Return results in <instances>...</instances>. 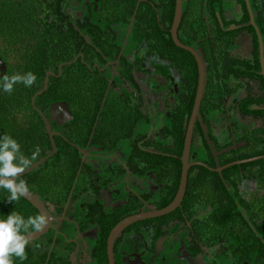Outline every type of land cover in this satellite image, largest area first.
<instances>
[{"label": "flooded vegetation", "instance_id": "obj_1", "mask_svg": "<svg viewBox=\"0 0 264 264\" xmlns=\"http://www.w3.org/2000/svg\"><path fill=\"white\" fill-rule=\"evenodd\" d=\"M134 1L131 14L114 29V37L109 38L116 44L119 59L103 54V60L99 59L96 51L105 38L96 40L90 36L91 47L85 48L84 60L79 53V61L61 65L60 71L75 64L72 72L79 82L95 85L104 79L106 89L99 108H93L88 116L80 104L72 114L67 103H57L67 105L68 115L57 110V118L49 121L52 140L54 143V137L59 136L61 145L70 144L76 149V173L68 189V180L60 183L68 194L59 205L51 202V189L46 183L44 206L54 220L43 236L29 242L27 259L21 262L13 258L14 264H109L107 242L113 229L129 218L162 211L177 194L184 139L193 110L192 107L188 114L191 75L187 55L194 62L195 59L174 45L171 27L169 34L174 48L167 50L159 43L168 20L163 7H156L155 0ZM94 3V9L88 11L92 18L98 10L96 0ZM248 3L256 25L253 12L257 1ZM259 4L264 8V0ZM187 5L189 28L183 35L178 28L177 37L181 44L198 51L199 56L201 53L205 61H202L203 97L208 99L213 92L211 97L217 100V105L206 110L200 104L201 121L207 126L208 137L217 152L236 145L238 148L218 155L216 160L210 149V156H204L203 150L200 152L204 148L201 137L195 134L196 124L200 125L196 121L179 206L168 214L145 217L121 229L111 244L112 261L113 264H264V163L261 162L264 155H254L264 152V117L245 113L247 107L243 105L260 94L254 70L257 55L253 36L258 42L257 34L250 23L246 0V13L239 0H201L200 10L198 0H182L181 21ZM116 8L125 11L130 4L124 0ZM83 17L71 16L73 24ZM196 22L202 23L201 34L195 33ZM124 27L130 48L128 44L123 49L118 41L124 37ZM259 34L264 59L260 31ZM146 35L158 42L155 56L146 57L149 43ZM126 48L129 51L125 52ZM257 52L262 76L259 43ZM81 64L87 70L80 68ZM7 69L4 64L0 78ZM227 71L235 74L228 77ZM83 72L85 77H81ZM51 76L55 77L48 71L46 79ZM50 108L45 112V120L52 116ZM150 110L163 118V124L151 125ZM185 121L180 147V126ZM145 126L150 129L148 132L144 131ZM200 128L202 131L201 125ZM67 136L74 137L75 144L67 141Z\"/></svg>", "mask_w": 264, "mask_h": 264}, {"label": "trees", "instance_id": "obj_2", "mask_svg": "<svg viewBox=\"0 0 264 264\" xmlns=\"http://www.w3.org/2000/svg\"><path fill=\"white\" fill-rule=\"evenodd\" d=\"M66 1L68 0H0V60L8 68L4 76L12 77L13 75H24L31 72L37 77L31 87H26L23 83H17L14 85L11 94L3 91L4 76L0 78V137L8 135L16 140L20 144L21 152L29 158L38 146L40 153L32 164L47 157L52 152L43 120L46 110L52 105L64 101L70 107L72 114L80 104L85 110V116H88L93 108H99L102 102V94L106 89L104 79H99L95 85L87 81L79 82L76 79V74L72 72L75 64L69 65L71 66L70 70L69 66L63 68L61 70L63 73L60 68L64 66V63L77 59L79 53H82V60H84V50L91 45L92 37H96V40H99L101 36L105 38L101 42L98 51H96V56L99 59L103 60L101 54L113 60L119 59L116 44L109 41V38L114 37V29L120 22L126 20L135 6L134 0H125L127 4H130V9L124 11L116 8L124 0H96L97 15L92 18V15L88 14L83 19L81 18L79 22L77 21L75 25L71 16L67 13L68 8L71 7V2L69 1L70 4L67 6ZM256 1L257 5L253 13L257 17L256 25L264 43V8L259 4L261 0ZM154 2L156 7H163L168 15L166 30L162 33L161 38H158L159 43L167 50H171L174 46L170 40L169 31L175 0H155ZM239 2L246 13L244 0H239ZM200 5L201 0H198L199 10ZM201 26L202 23L198 24V22L194 25L196 34H201ZM188 28L187 5L184 7L182 21L179 26L180 34H186ZM107 29L110 32H105ZM181 35H179V38ZM82 36L89 41V44ZM146 36L147 40L149 39L146 57L155 56L158 42L157 40H150V37ZM253 39L257 55L254 70L256 71V81L259 82L256 85H258L260 94L243 105L247 107L244 109L245 113H258L264 117V81L259 73L258 42L255 34ZM187 56L189 58L188 69L191 75V95L188 109V114H190L196 97L198 71L193 59L189 55ZM200 56L202 59L201 53ZM202 61L204 60L202 59ZM85 67H87L85 64L80 65V68L87 70ZM48 71H52L55 77L51 76L47 80ZM58 71L61 72V76ZM229 74L233 75L235 73L227 71L228 77ZM44 76L45 81H43ZM81 77H85L84 72L81 73ZM93 94L96 97H93ZM212 95L213 92L208 95V99L203 97L201 109L206 110L210 106L217 105V100L213 99ZM255 107L260 110H254ZM209 122L210 120L205 121L206 124ZM186 124L187 121L180 126V147L183 142ZM69 131L72 132V129H69ZM196 133L201 137V144L204 146V148H200V152L203 150L202 154L204 156H210L209 147L204 140L199 124H196ZM65 139L75 144L74 137L67 136ZM60 142L61 138L55 136V153L31 172L20 177L27 182L30 192L37 195L44 205L46 183H48L47 187L51 189L49 195L51 202L59 205L68 194L60 188V183L63 180H68V189L76 173L78 164L76 149L70 144L61 145ZM262 150L264 151V147ZM260 153L264 155V152L259 151L255 152L254 155ZM261 162L264 163V160ZM200 170L203 169L200 168ZM9 195L10 193L7 190L0 188V220H6L7 216L13 211L19 213L25 219L29 216L38 215L37 211L22 197L18 201L8 203L7 197Z\"/></svg>", "mask_w": 264, "mask_h": 264}, {"label": "clouds", "instance_id": "obj_3", "mask_svg": "<svg viewBox=\"0 0 264 264\" xmlns=\"http://www.w3.org/2000/svg\"><path fill=\"white\" fill-rule=\"evenodd\" d=\"M35 74L28 72L24 75L4 76L3 91L11 94L14 85L23 83L31 87L36 81ZM40 153L37 146L31 157L21 152L20 144L8 135L0 137V188L7 190L10 195L8 203L18 201L21 197L28 196L30 189L21 175L30 168ZM47 225V217L41 213L25 219L19 213L11 212L6 220H0V264H14L13 258L21 262L27 259L26 247L29 245L27 235L41 232Z\"/></svg>", "mask_w": 264, "mask_h": 264}, {"label": "water", "instance_id": "obj_4", "mask_svg": "<svg viewBox=\"0 0 264 264\" xmlns=\"http://www.w3.org/2000/svg\"><path fill=\"white\" fill-rule=\"evenodd\" d=\"M246 6H247L249 17H250V23L253 26V28L255 29V32L257 34L258 43H259V52H260L261 73H262V76L264 78V59H263V54H262L263 44H262V40H261L259 31H258V29H257V27L253 21V17L251 15L248 0H246ZM181 14H182V0H176L175 14H174V19H173L171 31H170L171 39H172V42L174 43L175 46L189 52L193 56V58L195 59V62L197 65V71H198V83H197V92H196V97H195V101H194V106H193L192 114H191V117H190V120H189V123L187 126L185 139H184V151H183V159H182L183 167H182V171H181V179H180L179 188H178L177 194H176L173 202L167 208L163 209L160 212H157L156 214L139 215V216L129 218V219L123 221L121 224H119L118 226H116L113 229V231L111 232V234L109 236L108 242H107L109 264H113L112 257H111V244H112L113 238L121 229H123L128 224H130L134 221H137L139 219L145 218V217H154V216H161V215L168 214V213L172 212L176 207L179 206L181 199L183 197L184 191H185L186 175H187V168H188L187 158H188L189 148L191 145L193 130H194V126H195L196 121H199V123L202 127V131H203L205 141H206V143L210 149V153L213 156L214 160H216V157L218 155H221V154L227 152L228 150L238 148V145H236V146H231V147H229V148H227L221 152H217L215 150L212 142L210 141V139L208 137L207 126L201 121L200 114H199V108H200V104H201V101L203 98V89L205 87V84H204V82H205V80H204L205 79V70H204V65H203V62H202L199 54L193 48L181 44L178 40L177 32H178V28H179L180 21H181ZM0 65H1L0 70H3L4 64L2 63L1 60H0ZM57 110H59L61 112V114L68 115V109H67V105L65 103L64 104H54L50 108V112L52 115L51 118L49 120H45V118H43L44 124H45V129H46V132H47V135H48V138L50 141L51 149H52L51 154L48 155L47 157L42 158L41 160L33 163L30 168L25 170V172L21 175V177L28 174L33 169H35L36 167H38L39 165L44 163L48 158H50L55 153V145H54L53 140H52L53 133L50 130L49 121L57 118L55 116V113ZM217 170H219V169H217ZM22 198L25 201H27L39 213V215L41 213H43L47 217V225H46V227H44V229L41 232H34L30 235H27L29 242H32V241L37 240L38 238H40L41 236H43L47 232L51 221L54 219L50 216L49 212L47 211L44 204L40 201V199L37 195L32 194L30 192V194L28 196H24Z\"/></svg>", "mask_w": 264, "mask_h": 264}, {"label": "rangeland", "instance_id": "obj_5", "mask_svg": "<svg viewBox=\"0 0 264 264\" xmlns=\"http://www.w3.org/2000/svg\"><path fill=\"white\" fill-rule=\"evenodd\" d=\"M66 5L69 6V1H66ZM71 7L68 8V12L71 16L77 15L78 17H82L88 14L89 9H94V0H72L71 2ZM94 11V10H93ZM123 31V35L124 37L122 39H120L118 41V43H120V45L122 46V48L124 49L128 44V47L130 48V43H129V38L128 36H125L127 34V29L124 27L122 28ZM125 52L129 51L128 48H126L124 50ZM150 118H151V122H152V126H160V124H163V118L162 117H156L154 111L150 110ZM165 120V118H164ZM150 125V126H151ZM151 126V127H152ZM150 129L148 128V126H145L144 131L148 132ZM63 245V244H61ZM58 245V246H61ZM55 251H57L58 249L55 247L54 248Z\"/></svg>", "mask_w": 264, "mask_h": 264}]
</instances>
